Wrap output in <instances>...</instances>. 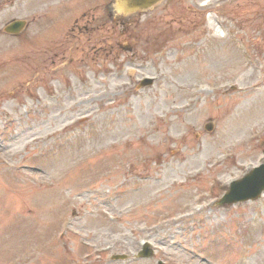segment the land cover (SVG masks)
Listing matches in <instances>:
<instances>
[{
  "label": "rangeland",
  "instance_id": "1",
  "mask_svg": "<svg viewBox=\"0 0 264 264\" xmlns=\"http://www.w3.org/2000/svg\"><path fill=\"white\" fill-rule=\"evenodd\" d=\"M114 4L0 0V264H264V0Z\"/></svg>",
  "mask_w": 264,
  "mask_h": 264
},
{
  "label": "water",
  "instance_id": "2",
  "mask_svg": "<svg viewBox=\"0 0 264 264\" xmlns=\"http://www.w3.org/2000/svg\"><path fill=\"white\" fill-rule=\"evenodd\" d=\"M160 0H118V6L123 8L126 13L135 12L137 10L148 9L153 7ZM27 22L16 20L7 26L6 31L11 33H19L22 31ZM154 78L144 79L140 86L146 87L154 84ZM264 192V164L255 168L244 178L236 180L232 183L230 191L218 201L219 205H232L238 202L258 199ZM154 250L149 244H146L144 250L140 252V257H152ZM116 259H124L125 255L114 256Z\"/></svg>",
  "mask_w": 264,
  "mask_h": 264
},
{
  "label": "clouds",
  "instance_id": "3",
  "mask_svg": "<svg viewBox=\"0 0 264 264\" xmlns=\"http://www.w3.org/2000/svg\"><path fill=\"white\" fill-rule=\"evenodd\" d=\"M123 10H124L123 8H117L116 9L117 12H123Z\"/></svg>",
  "mask_w": 264,
  "mask_h": 264
},
{
  "label": "trees",
  "instance_id": "4",
  "mask_svg": "<svg viewBox=\"0 0 264 264\" xmlns=\"http://www.w3.org/2000/svg\"><path fill=\"white\" fill-rule=\"evenodd\" d=\"M121 22V21H120ZM130 35V34H129Z\"/></svg>",
  "mask_w": 264,
  "mask_h": 264
}]
</instances>
